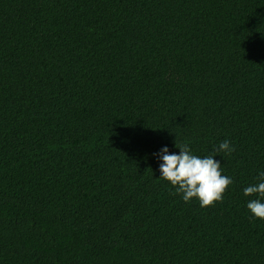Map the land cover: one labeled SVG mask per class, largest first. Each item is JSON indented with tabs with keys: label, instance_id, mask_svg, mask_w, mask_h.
Returning a JSON list of instances; mask_svg holds the SVG:
<instances>
[{
	"label": "trees",
	"instance_id": "obj_1",
	"mask_svg": "<svg viewBox=\"0 0 264 264\" xmlns=\"http://www.w3.org/2000/svg\"><path fill=\"white\" fill-rule=\"evenodd\" d=\"M224 140L214 207L159 178ZM262 171L264 0H0V264H264Z\"/></svg>",
	"mask_w": 264,
	"mask_h": 264
},
{
	"label": "clouds",
	"instance_id": "obj_2",
	"mask_svg": "<svg viewBox=\"0 0 264 264\" xmlns=\"http://www.w3.org/2000/svg\"><path fill=\"white\" fill-rule=\"evenodd\" d=\"M179 153H169L167 146L154 155L162 161L159 165L160 179L169 182L175 191L182 196L185 203L193 199L199 201L200 207H214L222 202L233 180L223 175V167L214 157L219 153L231 154L235 151L231 142L222 141L212 153L201 158L193 154L187 144L178 145ZM258 183L244 188L245 196H258L247 203L252 216L264 219V171L259 173Z\"/></svg>",
	"mask_w": 264,
	"mask_h": 264
}]
</instances>
